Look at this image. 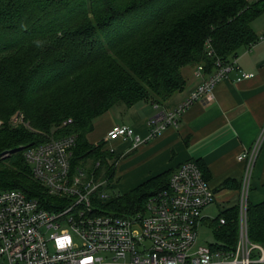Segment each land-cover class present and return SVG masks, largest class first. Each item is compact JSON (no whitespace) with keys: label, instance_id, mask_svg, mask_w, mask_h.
I'll return each instance as SVG.
<instances>
[{"label":"trees","instance_id":"16d2710c","mask_svg":"<svg viewBox=\"0 0 264 264\" xmlns=\"http://www.w3.org/2000/svg\"><path fill=\"white\" fill-rule=\"evenodd\" d=\"M263 12L264 0H0V191L21 188L49 208L55 198L32 178L22 151L59 133L76 137L72 168L91 158V174L111 183L112 154L86 139L93 119L139 101L162 106L193 68L227 62L256 43L251 23ZM16 113L24 121L13 127ZM166 173L125 193L110 188L108 199L95 201L98 211L132 213L166 187ZM252 190L247 235L264 249V200L252 203ZM206 226L216 238L205 245L232 249L238 204Z\"/></svg>","mask_w":264,"mask_h":264},{"label":"built area","instance_id":"2783aa9c","mask_svg":"<svg viewBox=\"0 0 264 264\" xmlns=\"http://www.w3.org/2000/svg\"><path fill=\"white\" fill-rule=\"evenodd\" d=\"M214 65V72L176 107L148 119V138L177 126L182 113L204 96L211 99L214 87L229 74L235 73L236 80L251 77L236 58L227 62L217 58ZM203 69L196 66L195 75ZM23 121V114L16 113L8 124L16 127ZM128 137H134L135 143L142 140L129 125H114L106 136L108 140ZM263 143L264 124L252 144L236 157L243 173L238 238L232 249H210L198 243L202 210L215 194L193 160L171 171L166 187L149 195L140 208L115 214L97 208L99 201L110 197L111 183L97 179L86 167L72 168L75 135L26 145L22 155L32 178L55 199H49L48 208L21 188L0 191V264H264V249L249 240L246 220L253 166Z\"/></svg>","mask_w":264,"mask_h":264},{"label":"crops","instance_id":"0c3cea01","mask_svg":"<svg viewBox=\"0 0 264 264\" xmlns=\"http://www.w3.org/2000/svg\"><path fill=\"white\" fill-rule=\"evenodd\" d=\"M251 26L258 41L249 50L240 48L235 57L238 66L251 73V77L236 80L235 73L229 74L214 87L211 99L204 96L193 102L182 113L177 126L148 138V119L183 101L214 72L213 62L199 75H195L193 68L187 74L184 89L162 106L139 101L128 108L108 110L93 119V129L86 139L89 144L101 145L102 150L112 152L115 169L110 182L114 190L122 186L123 190L130 191L163 173L169 175L183 161L196 160L215 194L214 201L202 210L200 226L209 225L215 219L204 214L209 206L215 207L218 214L237 207L243 164L236 157L252 144L264 123V12ZM114 125L132 126L141 142L135 143L134 137L108 140L107 133ZM226 181L230 183L225 185ZM251 184L250 201L264 200V145L255 163Z\"/></svg>","mask_w":264,"mask_h":264},{"label":"rangeland","instance_id":"374dc122","mask_svg":"<svg viewBox=\"0 0 264 264\" xmlns=\"http://www.w3.org/2000/svg\"><path fill=\"white\" fill-rule=\"evenodd\" d=\"M1 119V118H0ZM264 124V123H263ZM263 124L261 125V127H260V129H259V131H258V133H257V135H256V137L258 136V134H259V132H260V130H261V128H262V126H263ZM60 135H63V133H59V134H57L56 136H50V137H53V138H56V137H58V136H60ZM255 137V138H256ZM263 145H264V143H263ZM93 147H100V150H101V152H107L106 150H102L101 149V145H93ZM263 147V146H262ZM99 149V148H98ZM107 153H109V154H111L112 152H110V151H108ZM113 159V158H112ZM92 159L91 158H85V166L84 167H86V168H88L89 166H91V163H92ZM254 167H255V164H254V166H253V170H254ZM89 169V168H88ZM252 175H253V173H252ZM129 190V189H128ZM128 190H123V188H122V186H119V187H117V189H113V191L115 192V193H123V192H125V191H128ZM108 193L109 194H112V191H108ZM204 214L206 215V216H208V217H210L211 219H214V218H216V216L218 215V212H217V209L215 208V207H213L212 205L211 206H209L206 210H205V212H204ZM215 234H214V231L213 230H211V228L210 227H208V226H206V225H202L200 228H199V231H198V243L199 244H206V243H212V242H214L215 241ZM75 240H76V238H74Z\"/></svg>","mask_w":264,"mask_h":264},{"label":"water","instance_id":"95a60500","mask_svg":"<svg viewBox=\"0 0 264 264\" xmlns=\"http://www.w3.org/2000/svg\"><path fill=\"white\" fill-rule=\"evenodd\" d=\"M10 153V151H5L4 154Z\"/></svg>","mask_w":264,"mask_h":264}]
</instances>
